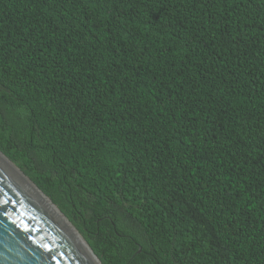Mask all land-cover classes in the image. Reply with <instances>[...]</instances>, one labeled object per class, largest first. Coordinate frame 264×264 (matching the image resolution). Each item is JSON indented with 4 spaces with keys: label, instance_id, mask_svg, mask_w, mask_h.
Returning a JSON list of instances; mask_svg holds the SVG:
<instances>
[{
    "label": "trees",
    "instance_id": "obj_1",
    "mask_svg": "<svg viewBox=\"0 0 264 264\" xmlns=\"http://www.w3.org/2000/svg\"><path fill=\"white\" fill-rule=\"evenodd\" d=\"M0 153L101 264H264V0H0Z\"/></svg>",
    "mask_w": 264,
    "mask_h": 264
},
{
    "label": "water",
    "instance_id": "obj_2",
    "mask_svg": "<svg viewBox=\"0 0 264 264\" xmlns=\"http://www.w3.org/2000/svg\"><path fill=\"white\" fill-rule=\"evenodd\" d=\"M77 237L101 264L52 202L0 153V264H95Z\"/></svg>",
    "mask_w": 264,
    "mask_h": 264
},
{
    "label": "bare ground",
    "instance_id": "obj_3",
    "mask_svg": "<svg viewBox=\"0 0 264 264\" xmlns=\"http://www.w3.org/2000/svg\"><path fill=\"white\" fill-rule=\"evenodd\" d=\"M77 239L80 241V244H82V246L84 247V249L87 251L88 255L93 260V262L95 264H98V262L96 261V259L93 256H91V254L89 253V250L85 247L86 246L85 243L79 237H77Z\"/></svg>",
    "mask_w": 264,
    "mask_h": 264
}]
</instances>
